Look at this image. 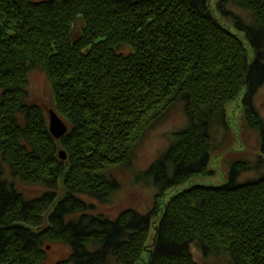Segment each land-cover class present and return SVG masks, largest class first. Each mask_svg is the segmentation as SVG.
<instances>
[{"label":"trees","instance_id":"obj_1","mask_svg":"<svg viewBox=\"0 0 264 264\" xmlns=\"http://www.w3.org/2000/svg\"><path fill=\"white\" fill-rule=\"evenodd\" d=\"M37 71L68 127L62 140L29 99ZM263 84L264 0H0V264H44L55 243L71 250L63 264H199L191 247L201 264H264V175L236 181L251 163L163 201L211 174L225 151L213 127L227 126L234 101L264 152L253 104ZM179 103L188 126L142 173L156 189L151 210L93 215L86 197L109 202V171ZM17 182L45 191L28 199Z\"/></svg>","mask_w":264,"mask_h":264},{"label":"rangeland","instance_id":"obj_2","mask_svg":"<svg viewBox=\"0 0 264 264\" xmlns=\"http://www.w3.org/2000/svg\"><path fill=\"white\" fill-rule=\"evenodd\" d=\"M211 2L214 4L215 0H211ZM29 81V99L31 103L39 105L43 109L48 120V112L54 109V102L46 76L44 73L37 71L30 75ZM253 104L258 115L264 121V84L255 92ZM226 116L227 128L221 126L213 127L216 147L225 151L215 154L216 156L212 159L209 167L211 174L204 176V178L191 179L183 186H178L172 191L166 192L163 198L164 202L170 200L176 193L194 185L216 186L225 183L228 180L231 166L236 162L251 163L253 167V170L242 172L238 175L236 181L257 180L261 175H264V152L261 151L259 132L256 133L247 126L248 120L245 119L241 100L234 101L228 106ZM188 124L189 121L186 118L184 107L179 103L166 115L159 125L149 129L132 151V157L126 166H120L109 171V176L115 179L118 186L117 192L109 196V202L105 204L99 200L86 197L85 202L93 206L92 214L96 216L102 214L111 220H115L120 213L130 208L140 214H145L151 210L156 189L151 185H147L149 181L144 178L142 173L167 152L166 150L171 142V135L181 132ZM16 187L17 190L24 192L28 199L40 197L45 191L44 188L35 185L26 186L18 182ZM48 224L45 217L39 231L44 230ZM152 237L153 232H151L149 237L148 248ZM191 248L195 261L200 262L199 264L203 263L204 259L201 253L195 251L193 247ZM70 252L69 246L63 243L48 245L45 263L63 264L71 255ZM143 258H146V256ZM207 264H227V262L210 258L207 260Z\"/></svg>","mask_w":264,"mask_h":264},{"label":"water","instance_id":"obj_3","mask_svg":"<svg viewBox=\"0 0 264 264\" xmlns=\"http://www.w3.org/2000/svg\"><path fill=\"white\" fill-rule=\"evenodd\" d=\"M76 30H77V25L73 28L71 32L72 40L76 41L77 36H76ZM49 118H48V131L49 134L52 135V137L59 141L62 140L63 137H65L68 132V127L66 123L62 121V119L59 118L57 113H55L53 110H50L49 112ZM58 156L61 161L67 160L66 152L64 150L60 151L58 153ZM46 264V263H45Z\"/></svg>","mask_w":264,"mask_h":264}]
</instances>
